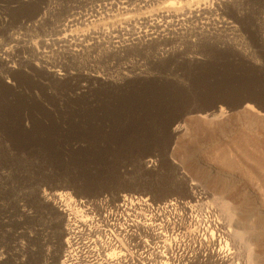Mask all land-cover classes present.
<instances>
[{
    "label": "rangeland",
    "instance_id": "374dc122",
    "mask_svg": "<svg viewBox=\"0 0 264 264\" xmlns=\"http://www.w3.org/2000/svg\"><path fill=\"white\" fill-rule=\"evenodd\" d=\"M123 192L264 264V0H0V264H60L53 195Z\"/></svg>",
    "mask_w": 264,
    "mask_h": 264
},
{
    "label": "bare ground",
    "instance_id": "6f19581e",
    "mask_svg": "<svg viewBox=\"0 0 264 264\" xmlns=\"http://www.w3.org/2000/svg\"><path fill=\"white\" fill-rule=\"evenodd\" d=\"M52 204L64 222L60 264H223L233 259L220 215L201 196L158 201L135 192L115 197L57 193Z\"/></svg>",
    "mask_w": 264,
    "mask_h": 264
},
{
    "label": "crops",
    "instance_id": "0c3cea01",
    "mask_svg": "<svg viewBox=\"0 0 264 264\" xmlns=\"http://www.w3.org/2000/svg\"><path fill=\"white\" fill-rule=\"evenodd\" d=\"M146 162H147V160H146Z\"/></svg>",
    "mask_w": 264,
    "mask_h": 264
}]
</instances>
